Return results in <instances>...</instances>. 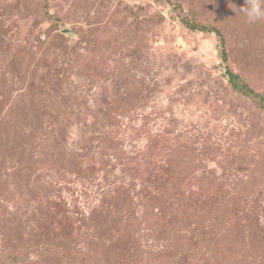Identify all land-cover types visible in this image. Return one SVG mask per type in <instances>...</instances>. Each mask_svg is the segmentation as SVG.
Returning a JSON list of instances; mask_svg holds the SVG:
<instances>
[{
    "label": "rangeland",
    "instance_id": "374dc122",
    "mask_svg": "<svg viewBox=\"0 0 264 264\" xmlns=\"http://www.w3.org/2000/svg\"><path fill=\"white\" fill-rule=\"evenodd\" d=\"M245 6L0 0V264H264Z\"/></svg>",
    "mask_w": 264,
    "mask_h": 264
},
{
    "label": "trees",
    "instance_id": "16d2710c",
    "mask_svg": "<svg viewBox=\"0 0 264 264\" xmlns=\"http://www.w3.org/2000/svg\"><path fill=\"white\" fill-rule=\"evenodd\" d=\"M186 25H188L191 29H200V30H204V31H213L215 32L218 36H220V33L217 29H214V28H211V29H207L206 27L204 26H200V27H197L195 24H189V23H186ZM221 43L223 44V40L221 39ZM225 52L224 50L222 49V58L225 59ZM227 72V75H228V79H229V82L231 84V86L235 89V90H238L246 95H252L254 97H258L259 101L261 102L262 105H264V96H260L258 95L257 93H255L246 83L244 82H240L238 81L239 80V77L238 75H236L235 73L231 72L230 70H226Z\"/></svg>",
    "mask_w": 264,
    "mask_h": 264
},
{
    "label": "clouds",
    "instance_id": "9594fccd",
    "mask_svg": "<svg viewBox=\"0 0 264 264\" xmlns=\"http://www.w3.org/2000/svg\"><path fill=\"white\" fill-rule=\"evenodd\" d=\"M246 6L238 11L245 17V23L256 25L264 22V0H245Z\"/></svg>",
    "mask_w": 264,
    "mask_h": 264
}]
</instances>
